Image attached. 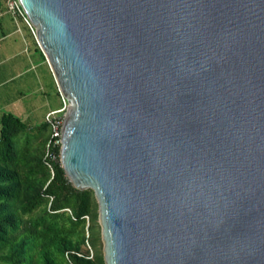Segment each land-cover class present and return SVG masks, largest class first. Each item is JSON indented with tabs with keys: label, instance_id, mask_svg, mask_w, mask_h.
I'll list each match as a JSON object with an SVG mask.
<instances>
[{
	"label": "water",
	"instance_id": "obj_1",
	"mask_svg": "<svg viewBox=\"0 0 264 264\" xmlns=\"http://www.w3.org/2000/svg\"><path fill=\"white\" fill-rule=\"evenodd\" d=\"M18 1L105 264H264V0Z\"/></svg>",
	"mask_w": 264,
	"mask_h": 264
},
{
	"label": "trees",
	"instance_id": "obj_2",
	"mask_svg": "<svg viewBox=\"0 0 264 264\" xmlns=\"http://www.w3.org/2000/svg\"><path fill=\"white\" fill-rule=\"evenodd\" d=\"M48 129L0 117V264H105L93 191L72 185L59 146L54 159L32 150L35 142L45 149Z\"/></svg>",
	"mask_w": 264,
	"mask_h": 264
},
{
	"label": "rangeland",
	"instance_id": "obj_3",
	"mask_svg": "<svg viewBox=\"0 0 264 264\" xmlns=\"http://www.w3.org/2000/svg\"><path fill=\"white\" fill-rule=\"evenodd\" d=\"M1 13L10 14L13 18L7 0H0ZM0 24V91L6 90L9 97L14 96L16 91L21 88L22 80H24V92L29 96L31 111L29 115L19 116V119L26 122L27 125H37L42 121L44 122L48 113L44 115L46 109L62 107L63 102L58 92L59 89L56 86V92L46 65L40 62L34 64V49L31 42H27L25 39L26 35H30V33L26 34L25 31L28 32V28L21 18L9 20L5 17L0 20ZM36 45L40 49L37 41ZM14 62H20L21 68L23 67L25 70V76L14 77L18 72V68L13 66ZM46 64L48 65L47 61ZM28 87L29 89H27ZM9 111V109H3V112L9 113ZM32 150L34 154L45 157V149L41 142H35ZM87 249L90 252L88 245L83 247V252Z\"/></svg>",
	"mask_w": 264,
	"mask_h": 264
},
{
	"label": "crops",
	"instance_id": "obj_4",
	"mask_svg": "<svg viewBox=\"0 0 264 264\" xmlns=\"http://www.w3.org/2000/svg\"><path fill=\"white\" fill-rule=\"evenodd\" d=\"M5 17H7V19H9V20H13L12 15H10V14H6V13L0 14V20H2ZM25 32H26V34L30 33V35H26L25 39L27 40V42H31L32 48L34 49V53H33V56H34L33 60L35 61L34 64H36V62H40V63H43L46 65L48 72L50 74V77H51V79L54 83V86L56 88L57 84H56L55 78L53 76V73H52L50 67L46 64V61H45L46 59H45L43 53L40 51V49H38V47L36 45V39L32 36L29 28H28V32L27 31H25ZM40 63H38V64H40ZM13 66L18 68V72L14 75V77L15 76L16 77L25 76V70L23 67L21 68L20 62H14ZM21 85H22L21 88H19L16 91L15 95L11 96V97L8 96V92H6V90L0 91V117L3 113H6V112H3V109H9L10 110L9 113L14 114L18 118L21 115H29L30 114V111H31L30 110V100H29V96H27L24 92V90H25V88H24L25 81L24 80H22ZM27 89H29V87ZM56 92H57V88H56ZM44 105H46V104H44ZM54 109H56V108L46 109L44 112V115L49 110H54ZM22 122H24V121H22ZM24 123H26V122H24Z\"/></svg>",
	"mask_w": 264,
	"mask_h": 264
},
{
	"label": "built area",
	"instance_id": "obj_5",
	"mask_svg": "<svg viewBox=\"0 0 264 264\" xmlns=\"http://www.w3.org/2000/svg\"><path fill=\"white\" fill-rule=\"evenodd\" d=\"M7 2H8L9 10L13 14V18H15V19L21 18L23 23L29 28V30L31 31V33L35 37V29L31 25L28 17L26 16V13L22 9L19 1L18 0H7ZM58 92L61 95V100L63 102V105H62V107H60L58 109L48 111V113L45 116V120H44V122L47 124V126L49 128V132H50L49 138H48L46 145H45V157H44V159H48V158L54 159V156L51 154V148L56 147V146L61 147L62 128L64 125V121L66 119L67 111L70 107V103L68 102V100L62 95V93L60 91H58ZM46 164L50 168L51 174L53 175V169H52L51 164L48 162ZM89 249H90L89 258H91L93 253H92V250L90 247H89Z\"/></svg>",
	"mask_w": 264,
	"mask_h": 264
}]
</instances>
